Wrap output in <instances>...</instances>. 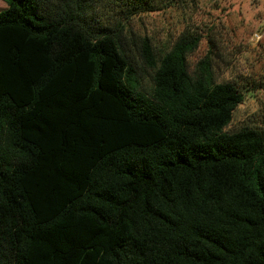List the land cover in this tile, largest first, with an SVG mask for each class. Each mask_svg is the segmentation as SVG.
Instances as JSON below:
<instances>
[{"label": "trees", "instance_id": "obj_1", "mask_svg": "<svg viewBox=\"0 0 264 264\" xmlns=\"http://www.w3.org/2000/svg\"><path fill=\"white\" fill-rule=\"evenodd\" d=\"M0 264H264V129L156 0H2ZM150 85L145 88L144 78Z\"/></svg>", "mask_w": 264, "mask_h": 264}, {"label": "rangeland", "instance_id": "obj_2", "mask_svg": "<svg viewBox=\"0 0 264 264\" xmlns=\"http://www.w3.org/2000/svg\"><path fill=\"white\" fill-rule=\"evenodd\" d=\"M156 1L160 10L131 18L129 29L148 38L157 56L183 33L200 36L188 57L190 70L211 53L216 83L232 82L243 95L225 132L264 129V0ZM5 7L0 0V11ZM144 85H150L147 75Z\"/></svg>", "mask_w": 264, "mask_h": 264}]
</instances>
